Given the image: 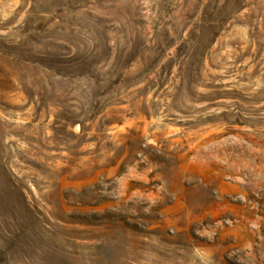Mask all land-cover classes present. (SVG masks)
I'll list each match as a JSON object with an SVG mask.
<instances>
[{"label": "rangeland", "instance_id": "374dc122", "mask_svg": "<svg viewBox=\"0 0 264 264\" xmlns=\"http://www.w3.org/2000/svg\"><path fill=\"white\" fill-rule=\"evenodd\" d=\"M0 264H264V0H0Z\"/></svg>", "mask_w": 264, "mask_h": 264}, {"label": "trees", "instance_id": "16d2710c", "mask_svg": "<svg viewBox=\"0 0 264 264\" xmlns=\"http://www.w3.org/2000/svg\"><path fill=\"white\" fill-rule=\"evenodd\" d=\"M216 26H217V29H218V31H219V33H220V31H222V29H223V25L221 24V23H217L216 24Z\"/></svg>", "mask_w": 264, "mask_h": 264}]
</instances>
